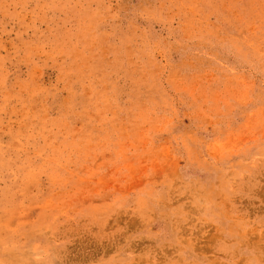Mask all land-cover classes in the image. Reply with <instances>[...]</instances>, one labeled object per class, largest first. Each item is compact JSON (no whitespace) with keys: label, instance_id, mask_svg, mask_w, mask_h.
I'll return each instance as SVG.
<instances>
[{"label":"rangeland","instance_id":"1","mask_svg":"<svg viewBox=\"0 0 264 264\" xmlns=\"http://www.w3.org/2000/svg\"><path fill=\"white\" fill-rule=\"evenodd\" d=\"M0 264H264V0H0Z\"/></svg>","mask_w":264,"mask_h":264}]
</instances>
